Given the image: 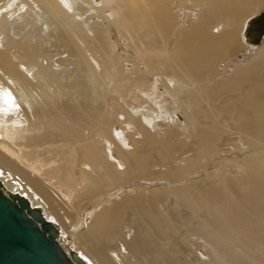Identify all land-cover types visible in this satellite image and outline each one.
<instances>
[{
    "label": "bare ground",
    "instance_id": "6f19581e",
    "mask_svg": "<svg viewBox=\"0 0 264 264\" xmlns=\"http://www.w3.org/2000/svg\"><path fill=\"white\" fill-rule=\"evenodd\" d=\"M0 1V65L9 73L0 66V143L23 158V163L14 160L8 147L0 146V180L5 188L23 194L41 209L56 226V239L65 252L76 251L87 264H138L139 256L148 258L155 250L164 254L162 236L167 226L172 228L165 195L168 191L176 194L172 188L142 189L119 197L96 210L78 235L66 230L73 223L70 212L78 213L72 195L88 191L94 195L89 204L95 196L100 204L111 187L120 188L147 174L149 179L165 176L170 182H180L199 166L203 169L207 155L225 152L221 146L234 133L243 135L251 149V154L241 156L244 175L229 178L231 175L215 172L217 182L205 176L203 187L188 184L177 198L189 207L192 216L199 213L205 217V237L220 249L221 245L226 247L229 264H264V38L261 43L262 38L256 41L260 44L252 47V52L239 53L246 46L239 38L242 21L247 14L258 12L261 0ZM179 8L195 10L187 24ZM105 12L114 14L111 21L148 72H155L165 83L186 118L187 132H178V125L170 120L152 126V121L137 114L135 107L143 108L148 100L141 88L144 75L133 69V76L127 72L126 78H117L110 97L112 104L138 125L143 138L130 139L132 134L126 136L122 126L115 128L117 116L113 112L99 117L97 110L102 112L104 98L100 105L95 97L85 98L87 79L99 88L105 82L101 75L105 64L98 57L104 54L114 65L107 29L98 21L88 22L110 19ZM54 25L72 45L70 54L78 56L82 71L69 75L51 69L48 61L58 53L49 50L52 40L47 32ZM232 56L237 57L234 67H220ZM119 73L111 70L113 76ZM169 75L174 78L169 79ZM131 84L134 86L127 88ZM10 92L12 100L8 101L6 94ZM127 99L133 103L128 104ZM148 107L158 112L152 104ZM80 114L91 123L83 124ZM63 116L75 117L79 125L76 121L69 124ZM94 123L98 133L89 140ZM52 131H59L58 137H53ZM58 146L68 148L64 164L73 170L71 180L67 178L61 187L25 168L37 152ZM114 150L124 157V163L111 155ZM192 150L177 167H170L176 154ZM152 164L167 165V171L143 175L145 167ZM75 169L80 171L77 176ZM52 171L53 183L65 176L62 167L54 174ZM125 211L147 227L148 239L140 231L129 236L132 230L122 221ZM172 257H168L169 262L164 257V263L175 264Z\"/></svg>",
    "mask_w": 264,
    "mask_h": 264
},
{
    "label": "rangeland",
    "instance_id": "374dc122",
    "mask_svg": "<svg viewBox=\"0 0 264 264\" xmlns=\"http://www.w3.org/2000/svg\"><path fill=\"white\" fill-rule=\"evenodd\" d=\"M1 3L2 1H0V4ZM261 4L262 6H260L258 10H255V12L264 8V0H261ZM178 12L183 17L184 24H187L188 18H193L195 14V10H186L184 8H179ZM105 15L108 16L110 19L93 18L92 21L88 20V22L91 23L98 21V25L105 27L107 29L110 38L109 46L111 50H113V52L115 53L114 56L115 59L112 62V64L114 65L111 66V64L108 62L104 54L98 57V59H100L101 62L105 64V70L101 71V75L104 76L105 82L103 86H100L99 88L97 85H93L92 82L87 79L84 83L86 87L83 85V87L85 88L84 91L85 98L87 97L90 98L91 100L92 99L91 97H95L94 101L96 105H98L104 98L105 105L103 106L104 108L102 107V112L101 109L97 110L99 117L101 116L103 117L105 112L106 113L113 112L117 116V119L114 123L115 128H120L122 126L121 128H123V130L125 131L124 133L126 136L129 133L132 134L131 137L128 136L130 139L131 138L136 139L137 137L143 138V134L140 132L138 125L133 120L128 118L122 109L113 105L110 97V94H113V90H114L113 88L115 87L114 83H116L117 78L119 77L118 79H120L122 78V76L126 78L127 74H129L128 76H133V73L131 72L134 70L136 74L144 75L145 78L144 84L141 88L142 91L144 90L143 96L146 97V99L148 100V102L144 103L143 108L135 107L136 111L138 112L137 114H140L141 116H143L144 119H148L152 122L170 120L174 124L178 125L177 126L178 132L179 131L187 132L188 124L186 118L182 113L181 109L179 108V106L177 105V103L175 102V100L173 99L165 83L162 82L158 74H156L155 72L153 73L148 72L147 66L138 57L136 51L129 44L125 35H123L115 26V24L111 21L114 19V14L112 12L111 13L105 12ZM247 15L243 19L241 24L242 27H240L239 30V38H241L242 43L246 45L244 48H241V50L239 51L241 55L243 53L252 52L251 51L253 50L252 47H254L257 44H260L264 38L263 37L261 39L260 43H256V40H249L248 36L244 35L247 28V23H248L247 21L251 16H253L251 13ZM58 29H59L58 26L54 25L52 30H48L47 32V35L50 36V39L52 40L51 45H48L49 50L53 53H58L53 59L49 60L48 63L52 65L51 69L57 70L58 72L67 71L69 75H73L77 71L78 72L82 71L84 68L81 65L78 56L73 55V53L70 54L72 45H70L65 41V37H64L65 34L63 36H60L58 34L57 32ZM236 58H237L236 56L230 57L227 60L228 62L221 63L220 67L221 66L224 67V65L229 67H234L237 62ZM113 69L117 70V72L120 71V73L117 75L114 74L115 76H113V74H111V70ZM121 73L122 74L127 73V74H125L124 76V74L122 75ZM38 74L39 76L41 75V71L39 69H38ZM168 77L169 79L174 78L171 75H169ZM132 86H134V84L127 85V88ZM83 87L81 86L82 89H84ZM103 88L105 89L102 91ZM67 91L70 93V90ZM123 92L126 93L125 90ZM127 103L131 104L133 102L127 99ZM149 103L158 109L157 113L149 109L148 107ZM80 116L82 117V119H84L81 121L83 124L85 123L89 125V123H91L92 120L91 121H89V119H87L88 121L86 120L87 118L86 115L80 114ZM63 117L65 120L69 122V124L76 121L75 123L77 124L75 125H79V121L75 117L70 116L72 119H70V117L68 118H66L65 116ZM95 124L96 123H94V126L91 127V130L89 132V136H88L89 140L92 139L93 136L95 137L96 134L98 133L95 132V129H97V125L95 126ZM52 132L54 133L53 137L55 138L58 137L59 131H52ZM61 135L63 136L62 138H66L64 137L63 134ZM228 139H230L229 142L221 146L222 147L221 149H223L225 152L221 153L220 155L218 154L214 156L207 155L205 157L206 166H204L203 169H201L199 166V169L196 170L197 172L195 171L192 175L184 177L183 180L180 182H174V183L170 182L167 177L164 178L165 176L163 178L156 180L153 178L149 179L148 177L149 174H147V172L149 173L155 170L164 172L167 171L168 168L167 165L160 166L157 164H152L149 167L146 166L148 169L145 167L146 170L144 171L143 175L147 174L146 176L136 179V181L133 183H131L132 181H130L131 184L126 183L120 188L117 186H113V188L111 187L109 190L110 194H108V196L105 195L106 199L102 200L100 204H97L96 196L94 197L95 200L93 199L92 200L93 202L91 201V203L89 204V201L92 199L94 195L91 196L90 193H88V191L81 192V195L75 193L74 195H72L73 197L72 202L75 205V208L78 211V213L70 212V214L72 215L71 221H73V223L71 226H69V228L67 229L65 228V229L70 233H74L75 235H78L80 231H82L83 228L87 225L88 223L87 221L90 220V218L92 217V215L95 213L96 210L105 206V204L114 203L115 200H117L119 197L129 194L132 191L138 192L142 189L172 188L174 193L176 194L169 193L170 191H168L167 192L168 194L166 193L165 195V200H166L165 203L168 206L166 211L168 212V218L170 220V224L172 228L174 227V229H172L170 226H167L166 232L162 236L163 244L161 248L164 250L163 252L164 254L161 255L157 250H155V252L154 253L152 252L148 258L139 256L140 258L138 259V264H166L164 263L166 262L165 259H167V262H169L168 257H172V256L175 257V258L172 257L176 261L175 264H183V263L184 264H229L227 256L225 254L226 247L221 245L220 246L221 249H220L214 246V244L207 237H205L206 231L208 229L205 226V223L202 222L203 220H205V217L201 216L199 213L192 216L189 207L187 206L186 208L185 205L181 203L180 199L177 198V194L180 192V190H182L188 184L190 187H198V188L203 187L204 185L203 179L205 176H207L209 180H211L212 182L214 183L217 182L215 172H221V173L223 172L225 173V175H227V177L231 175L229 178L231 177L233 178L234 176L240 177L244 175L245 173L244 162L242 161L241 156L246 154H251V149L249 148L248 144L245 141V138L241 134L231 133L228 135ZM79 144L81 145L83 144V142ZM0 146L6 147L3 143H0ZM60 146H58L57 148L55 147L47 148L45 150L37 152L35 154V157L34 158L32 157V159L35 160L31 162L32 164L30 163L28 165H25V168L28 169L29 171L39 174L40 177H42V175H45L47 182L49 184H55L61 187L62 182L65 181L67 178L71 180L70 177L72 175L73 170H71V167H68L66 164H64L65 154H67L68 148L63 149ZM110 146L113 147L112 143H110ZM196 149L198 150V147ZM7 150L9 152L8 154L14 160L23 163V158L19 155H16V152L14 149H12V147L10 148L8 147ZM253 152L257 153L258 150L256 149ZM191 153H193V150L192 152L188 151V152H182L178 155L176 154L174 156V159L170 162V167L171 168L177 167L179 165L180 159L190 155ZM111 155L115 158L117 157L120 158V160L124 163L125 161V159L123 161L124 157L122 155L117 154L115 150L114 152H112ZM80 161L81 159H79V163ZM123 166L125 167L126 165L124 164ZM59 167L65 169V176H63L62 180H58L57 182L53 183L50 181L51 174L49 173H51V171L53 170L52 174H54L56 169H58ZM79 172L80 171L78 169L77 170L75 169L76 176L79 175ZM12 174L13 175L15 174V176H18L19 178L22 179L21 175L17 173H12ZM207 187L210 188V184H208ZM82 195L84 196L83 198ZM106 201L109 202L106 203ZM56 208H60V206H56ZM64 208H66L65 205ZM122 221L124 226L132 230L131 233H129V236L138 233L140 231L144 237H146L147 239L149 238L150 232L147 229V227L142 225L141 221L138 218L133 217V215L129 211H125L123 213ZM168 235L170 239L168 238ZM201 254L205 255L204 259L200 257Z\"/></svg>",
    "mask_w": 264,
    "mask_h": 264
},
{
    "label": "water",
    "instance_id": "95a60500",
    "mask_svg": "<svg viewBox=\"0 0 264 264\" xmlns=\"http://www.w3.org/2000/svg\"><path fill=\"white\" fill-rule=\"evenodd\" d=\"M264 33V8L248 20L249 40ZM56 226L27 198L0 180V264H87L58 243Z\"/></svg>",
    "mask_w": 264,
    "mask_h": 264
},
{
    "label": "flooded vegetation",
    "instance_id": "af4514ba",
    "mask_svg": "<svg viewBox=\"0 0 264 264\" xmlns=\"http://www.w3.org/2000/svg\"><path fill=\"white\" fill-rule=\"evenodd\" d=\"M247 27H248V26H247ZM246 29H247V28H246ZM263 37H264V35H263L262 37H261V35H260V36H259L257 39H255V40L258 41L260 38H263ZM73 55H74V54H73ZM76 56H77V55H76ZM0 66H1V65H0ZM1 68H2L3 71H5V72H7V74H9L8 71H7L5 68H3L2 66H1ZM134 110H135V109H134ZM135 111H136V110H135ZM137 113H138V112H137ZM153 123H154V122H152V124H151L152 126H153ZM112 152H113V151H112ZM109 193H110V191H109Z\"/></svg>",
    "mask_w": 264,
    "mask_h": 264
},
{
    "label": "snow or ice",
    "instance_id": "6c2138e0",
    "mask_svg": "<svg viewBox=\"0 0 264 264\" xmlns=\"http://www.w3.org/2000/svg\"><path fill=\"white\" fill-rule=\"evenodd\" d=\"M6 96H7V100H8V101H11V100H12L11 93H7Z\"/></svg>",
    "mask_w": 264,
    "mask_h": 264
}]
</instances>
